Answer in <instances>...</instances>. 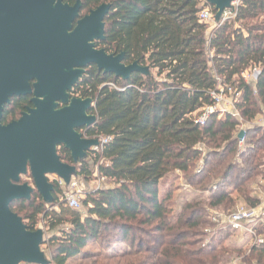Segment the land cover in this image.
I'll list each match as a JSON object with an SVG mask.
<instances>
[{
  "label": "trees",
  "instance_id": "obj_1",
  "mask_svg": "<svg viewBox=\"0 0 264 264\" xmlns=\"http://www.w3.org/2000/svg\"><path fill=\"white\" fill-rule=\"evenodd\" d=\"M79 1V18L110 7L96 48L123 54L125 65L136 62L147 74L123 80L89 66L71 90L72 97L91 100L88 114L95 117L79 133L108 141L76 164L64 147L57 153L76 179L95 175L101 188L85 192L76 210L51 182V203L34 191L10 210L28 231L43 230L48 264H229L243 256L225 245L223 229L202 242L203 230L214 227L208 210L226 214L236 201L255 207L251 185L264 181V127L245 128L241 147L237 139L241 126L264 113V0H238L236 17L213 27L198 19L202 9L215 14L205 0ZM252 67L260 74L247 84L241 75ZM218 79L240 93L238 117L213 114L195 124L193 115L212 105ZM29 99H10L2 125L18 120ZM172 177L184 180L193 196L177 203ZM258 234L262 240L243 256L246 264H264V226ZM95 245L100 248L89 249Z\"/></svg>",
  "mask_w": 264,
  "mask_h": 264
},
{
  "label": "water",
  "instance_id": "obj_2",
  "mask_svg": "<svg viewBox=\"0 0 264 264\" xmlns=\"http://www.w3.org/2000/svg\"><path fill=\"white\" fill-rule=\"evenodd\" d=\"M237 1L205 0L216 22ZM109 8L101 5L79 18V0L73 6L62 0H0V264H48L41 250L43 230L28 231L10 205L29 200L34 191L51 203L49 177L68 184L76 173L60 161L58 148L76 164L100 145L79 133L95 122L88 114L91 100L71 96L85 69L95 66L123 80L133 72L147 74L136 62L125 65L123 54L96 48L104 40ZM26 96L31 107L2 125L10 99ZM244 136L239 131L238 141ZM27 175L31 182L20 183Z\"/></svg>",
  "mask_w": 264,
  "mask_h": 264
},
{
  "label": "built area",
  "instance_id": "obj_3",
  "mask_svg": "<svg viewBox=\"0 0 264 264\" xmlns=\"http://www.w3.org/2000/svg\"><path fill=\"white\" fill-rule=\"evenodd\" d=\"M238 1L231 4V8L225 10L220 22L221 24L233 20L236 17V9ZM198 19L202 23H207L210 27L215 26V20L211 12L208 9H202L198 14ZM213 23V24H212ZM260 72L257 67L247 69L241 78L247 84H253ZM217 91L212 92V105L205 106L193 115L195 124L204 125L208 118L213 114L222 116L223 114L230 113L234 117H238V113L235 109L240 93L235 88H229L221 84V80H217ZM252 127H264V113L257 116L256 119L249 125H243L240 131H245V128ZM243 140H239L238 144L241 147ZM101 143H106L108 140L102 139ZM51 182L56 183L63 190V198L69 208L78 210L80 205V199L83 197L81 190L79 189V182L76 178H71L68 184H65L62 180L52 177ZM254 197L257 199V205L255 207H248L243 203H238L232 212L226 214H216L214 220L221 225L223 229H228L231 236H238L239 238L246 240L247 247H252L259 243L261 235L258 234V230L261 226H264V182L258 181L254 184ZM220 228V229H222ZM248 238L245 239V238ZM230 264H244L238 261L231 262Z\"/></svg>",
  "mask_w": 264,
  "mask_h": 264
},
{
  "label": "rangeland",
  "instance_id": "obj_4",
  "mask_svg": "<svg viewBox=\"0 0 264 264\" xmlns=\"http://www.w3.org/2000/svg\"><path fill=\"white\" fill-rule=\"evenodd\" d=\"M212 14V13H211ZM215 14H212V16L214 17ZM213 24V23H212ZM211 25V24H209ZM254 128V127H252ZM240 131V130H239ZM72 178H75V177H72ZM171 180H173L172 182L175 184V186H177L174 191H175V198H176V202L179 203L180 201V198L181 196H186L187 199L191 198L195 192L184 182V180H182L181 178L180 179H177V178H170ZM49 180L51 182L52 178L49 177ZM26 181V180H25ZM77 181L79 182V189L81 190L82 192V195L83 197H81L80 199V202L81 200L84 198V194L85 192H89L91 190H94V189H98V188H101V186L104 184V181L102 179H97V177L94 175V177L92 178V180L88 181V182H85L83 179L79 178L77 179ZM258 182V180L256 181ZM255 182V183H256ZM254 183V184H255ZM254 184L251 185V191H252V194H253V186ZM253 196H255L253 194ZM238 203H241V202H238L236 201L235 205L236 206ZM177 208V206L175 207ZM235 207H232V209H234ZM231 209V210H232ZM230 210V211H231ZM216 214H224L220 211H215V210H208V217L211 221V223L214 225V227H207L203 230V244H205L207 241H208V236L211 235L214 230H216L217 228L220 229L222 228L221 225L219 224V222L217 223L214 218H215V215ZM223 229V228H222ZM225 232H229L228 229H223ZM261 241L262 240V237H259ZM244 239V238H243ZM241 238H239L238 236H231V233L229 232V237H227L226 239V243L225 245L228 247V248H231V249H236V250H241L243 252V256L246 254L247 250L250 248V247H247L246 244L247 241L246 240H243ZM245 239L248 240V238L246 237ZM100 248V246L98 245H95V246H89V249H91L92 251H95V250H98ZM243 256H239V257H236L234 256V258L232 259L231 262H234V261H238V262H241V263H244V259H243ZM247 256V254H246ZM230 262V263H231ZM229 263V264H230Z\"/></svg>",
  "mask_w": 264,
  "mask_h": 264
},
{
  "label": "flooded vegetation",
  "instance_id": "obj_5",
  "mask_svg": "<svg viewBox=\"0 0 264 264\" xmlns=\"http://www.w3.org/2000/svg\"><path fill=\"white\" fill-rule=\"evenodd\" d=\"M28 97H29V96H28ZM30 99H31V98H30ZM30 99H29V100H30ZM28 107H31V104H30V103H29V106H28ZM26 108H27V107H26Z\"/></svg>",
  "mask_w": 264,
  "mask_h": 264
},
{
  "label": "crops",
  "instance_id": "obj_6",
  "mask_svg": "<svg viewBox=\"0 0 264 264\" xmlns=\"http://www.w3.org/2000/svg\"><path fill=\"white\" fill-rule=\"evenodd\" d=\"M258 181H262V180H258ZM264 182V181H263ZM257 183V182H256ZM253 189H254V186H253ZM254 192V191H253Z\"/></svg>",
  "mask_w": 264,
  "mask_h": 264
}]
</instances>
